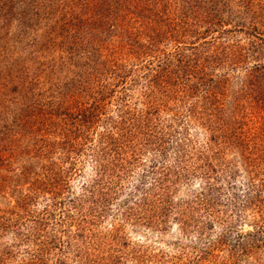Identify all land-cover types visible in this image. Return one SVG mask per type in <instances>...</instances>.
<instances>
[{
    "label": "rangeland",
    "instance_id": "1",
    "mask_svg": "<svg viewBox=\"0 0 264 264\" xmlns=\"http://www.w3.org/2000/svg\"><path fill=\"white\" fill-rule=\"evenodd\" d=\"M0 264H264V0H0Z\"/></svg>",
    "mask_w": 264,
    "mask_h": 264
},
{
    "label": "trees",
    "instance_id": "2",
    "mask_svg": "<svg viewBox=\"0 0 264 264\" xmlns=\"http://www.w3.org/2000/svg\"><path fill=\"white\" fill-rule=\"evenodd\" d=\"M178 162V161H177ZM180 162V163H179ZM177 165H180V168H177V174L176 178L184 177L185 180H188V176L191 174L193 177L196 175L202 176V178H205L207 180L206 188L205 190L202 189V192H200V196H202V199L200 200V205L204 210V213H207L208 215H211V212L213 209V204H215L214 198L211 197V192L213 189V184H211L210 179L211 176L215 173L218 174L217 169L215 168L213 162L209 159L206 160V164L204 166H194L192 173L189 172V165L182 160H180ZM155 166L153 165V169ZM165 172H170L171 169L169 167H162ZM124 170V169H122ZM200 172V173H199ZM105 173V172H104ZM171 173V172H170ZM183 173L185 176H183ZM218 177V176H217ZM170 175L164 174L160 175V178H153V184H152V192L144 194L145 198L143 199V209L141 213V218L143 220H147V222L150 224L151 221L154 219V225L155 222L159 225H164L167 223V220L170 217V214L174 210V201L172 199L171 195V184H170ZM209 180V181H208ZM169 182V184H168ZM173 184V182H172ZM138 190V187L136 188ZM236 201V200H235ZM149 210L150 212H146ZM225 223V222H224ZM186 226V223H184Z\"/></svg>",
    "mask_w": 264,
    "mask_h": 264
}]
</instances>
